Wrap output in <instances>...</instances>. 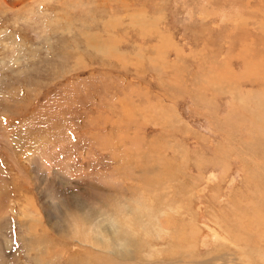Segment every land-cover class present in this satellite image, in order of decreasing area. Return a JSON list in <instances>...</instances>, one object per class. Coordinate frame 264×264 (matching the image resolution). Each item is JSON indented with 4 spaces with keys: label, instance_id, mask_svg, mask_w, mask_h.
I'll list each match as a JSON object with an SVG mask.
<instances>
[{
    "label": "rangeland",
    "instance_id": "rangeland-1",
    "mask_svg": "<svg viewBox=\"0 0 264 264\" xmlns=\"http://www.w3.org/2000/svg\"><path fill=\"white\" fill-rule=\"evenodd\" d=\"M263 134L264 0H0V264H224Z\"/></svg>",
    "mask_w": 264,
    "mask_h": 264
},
{
    "label": "bare ground",
    "instance_id": "bare-ground-1",
    "mask_svg": "<svg viewBox=\"0 0 264 264\" xmlns=\"http://www.w3.org/2000/svg\"><path fill=\"white\" fill-rule=\"evenodd\" d=\"M249 115H250V117H253L252 119H255V121H256V118H255V113H253V112H250V113H248ZM248 114H246V116L248 115ZM254 115V116H253ZM249 118V117H248ZM250 119V118H249ZM248 122V121H247ZM249 122H251V121H249ZM257 122V121H256ZM252 123V122H251ZM250 124V123H249ZM264 135V134H263ZM260 136V135H259ZM258 137V136H257ZM256 136L254 137V138H256V139H259V138H257ZM261 139V138H260ZM253 141H255V139L253 140ZM262 144H263V146H264V139H262ZM250 143H248V145H249ZM252 145H254V143H252L251 145H249L250 147H253L254 149L255 148H257V147H259V146H257V145H254V146H252ZM261 147V146H260ZM257 150H259V149H257ZM257 150H256V152H257ZM255 152H253L252 154H254ZM254 158H256V157H254ZM252 162H250V161ZM249 160L247 159V163H246V165L247 164H249V165H255V164H257V162H255V161H253V158L251 157V158H249ZM256 160H258V161H264V154H262V150H261V155L260 156H258V158L256 159ZM246 165H243V169L245 168L246 169ZM253 168H254V166H253ZM255 170L256 169H254V174L253 173H250V174H248L247 176H246V188L247 187H249L250 188V195L249 194H247V196L248 197H252V195H251V187H254L255 188V190H256V192H255V194L256 195H258L257 197H258V199H257V201H255L254 200V202H257V204H254V205H252L245 213H246V219H248V221H250V222H254L253 224L252 223H247V226H248V224H252V225H249L248 227H245V230L243 231V232H241V233H236V230H233V231H231L232 229H227V233H228V235L227 234H225L224 233V235H223V237H218V239L220 238L222 241H223V244H222V248H224V250L227 248V249H229V248H231V246L232 245H234V246H237V250H234L233 249V252L231 253V255L230 254H227L229 257L228 258H226V259H223L222 258V254L221 255H218V256H216L215 258H216V260H219V259H223V263L224 264H264V253H263V251L259 248V247H255V245L256 244H254L255 242H256V240L255 239H257L259 242H264V222H257L256 220H255V218H259V220H261L260 219V217L262 216V218H264V182H263V180L261 179V180H259V179H257L258 178V174H256V172H255ZM249 190V189H248ZM248 190H247V192H248ZM251 203H253V200L251 199L250 201H249V204H248V206L251 204ZM261 211L263 212V213H261ZM252 214V216H250ZM262 214V215H261ZM245 215V214H244ZM114 223V222H113ZM241 223V222H240ZM112 228V227H111ZM241 229V228H240ZM100 230H102V229H100ZM257 232L258 231V233H251V232ZM99 232H101V231H99ZM102 233V232H101ZM215 234H217V233H215ZM229 235L230 236H234V238L233 239H230V237H229ZM256 235V236H255ZM249 236H251V238L249 237ZM258 236V237H257ZM104 238V237H103ZM114 238H115V236H114ZM113 238V239H114ZM98 241H99V239H98ZM116 241V240H115ZM119 241V240H118ZM247 241H249V243L247 242ZM100 242V241H99ZM113 242H114V240H113ZM121 242V241H120ZM220 242V241H219ZM115 244V243H114ZM117 244V243H116ZM120 244V243H119ZM128 244V243H127ZM118 245V244H117ZM260 245V244H259ZM114 246V245H113ZM258 246V245H257ZM123 247V246H122ZM133 247V246H132ZM117 248H119V247H117ZM120 249V248H119ZM125 250H126V248H125ZM223 250V249H222ZM116 251V250H115ZM122 251V250H121ZM119 252V251H118ZM116 253V252H115ZM126 252L124 251V254H125ZM226 253V252H225ZM224 253V254H225ZM117 254V253H116ZM122 254V253H121ZM127 254V253H126ZM125 254V255H126ZM218 257V258H217ZM214 258V259H215ZM211 260H213L212 259V257H210L209 259H207V262L208 261H210L211 262ZM203 261V260H202ZM214 261V260H213ZM189 262L190 263H193L192 262V259H189ZM210 262H209V264H210ZM199 263H202L201 262V260H199V262H196V264H199ZM154 264H162L161 262H160V260H158V261H156ZM212 264V263H211ZM214 264H216V263H214Z\"/></svg>",
    "mask_w": 264,
    "mask_h": 264
}]
</instances>
